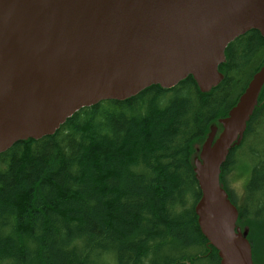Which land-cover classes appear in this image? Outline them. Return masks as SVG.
<instances>
[{
	"label": "trees",
	"instance_id": "16d2710c",
	"mask_svg": "<svg viewBox=\"0 0 264 264\" xmlns=\"http://www.w3.org/2000/svg\"><path fill=\"white\" fill-rule=\"evenodd\" d=\"M225 56L224 78L209 92L191 75L152 85L84 107L55 134L0 153V264H221L198 224L194 160L264 65V37L252 29ZM247 160L244 196L238 203L227 191L254 262L264 264V239L256 240V232L264 238V87L222 165L223 187Z\"/></svg>",
	"mask_w": 264,
	"mask_h": 264
},
{
	"label": "water",
	"instance_id": "95a60500",
	"mask_svg": "<svg viewBox=\"0 0 264 264\" xmlns=\"http://www.w3.org/2000/svg\"><path fill=\"white\" fill-rule=\"evenodd\" d=\"M256 1L0 0V153L55 134L84 107L152 85L171 88L192 75L210 91L223 79L228 44L252 29L264 37ZM263 86L264 65L194 163L198 224L221 264H256L220 173Z\"/></svg>",
	"mask_w": 264,
	"mask_h": 264
},
{
	"label": "rangeland",
	"instance_id": "374dc122",
	"mask_svg": "<svg viewBox=\"0 0 264 264\" xmlns=\"http://www.w3.org/2000/svg\"><path fill=\"white\" fill-rule=\"evenodd\" d=\"M246 160V159H244ZM249 161V160H248ZM251 175V169L248 162H239L235 167L233 173L228 176L230 181V187L236 199H239L245 194V186L248 183ZM240 205V204H239ZM256 231V230H255ZM256 240H262L264 238L260 237L256 232ZM108 261V260H106ZM112 261V260H111Z\"/></svg>",
	"mask_w": 264,
	"mask_h": 264
},
{
	"label": "bare ground",
	"instance_id": "6f19581e",
	"mask_svg": "<svg viewBox=\"0 0 264 264\" xmlns=\"http://www.w3.org/2000/svg\"><path fill=\"white\" fill-rule=\"evenodd\" d=\"M263 4H264V3H263V2H260L259 0L256 1V6H257V8H259V9L263 6ZM216 128H217V130H219V126H217Z\"/></svg>",
	"mask_w": 264,
	"mask_h": 264
}]
</instances>
